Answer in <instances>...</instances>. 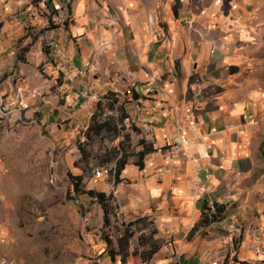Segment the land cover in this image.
I'll list each match as a JSON object with an SVG mask.
<instances>
[{"label":"crops","instance_id":"1","mask_svg":"<svg viewBox=\"0 0 264 264\" xmlns=\"http://www.w3.org/2000/svg\"><path fill=\"white\" fill-rule=\"evenodd\" d=\"M243 1L248 0H41L46 17L61 12L65 19L62 26L45 31L59 35L47 43L60 42L59 54L67 70L73 66L72 75L92 69L89 92L120 90L122 84L113 82L119 69L135 77L134 96L146 93L163 106L145 113L147 120L155 121L157 144L171 140L176 125H184V116L194 120L187 138L195 164L156 152L144 154L137 163L134 155L141 145L134 139L147 137L123 122L134 153L111 182L113 197L125 214L156 205L154 223L158 236L166 240L162 247L152 245L145 258L154 254L162 263L175 256L176 264H264V164L257 165L254 158L257 150H264V95L262 89L230 77L238 70L229 47L233 35L251 33L230 16L244 10ZM102 21L105 28L98 25ZM101 40L109 43L98 47ZM73 95L75 102H83L76 90ZM100 165L107 166L103 176L93 178L106 193L109 184L101 178L111 166ZM205 165L211 176L208 189L191 198V173L198 182L200 166ZM167 192L183 208L179 215L167 211V201L161 199Z\"/></svg>","mask_w":264,"mask_h":264},{"label":"rangeland","instance_id":"2","mask_svg":"<svg viewBox=\"0 0 264 264\" xmlns=\"http://www.w3.org/2000/svg\"><path fill=\"white\" fill-rule=\"evenodd\" d=\"M41 3L0 0V264H121L119 255L113 253L124 246V264H176L175 256L165 263L156 260L154 254L145 258L152 245H166L154 223L156 205L138 214H125L113 197L111 182L119 142L125 162L134 153L129 151V132L123 122L114 131L100 129L95 133L88 127L107 116L112 122L120 120L127 111L125 102L136 98L135 91L89 92L92 69L72 75L73 66L69 64L67 70L65 58L59 54L60 42L47 43L51 36L45 31L54 29V24L51 15L45 16ZM243 3L244 10L233 11L230 16L237 26L251 33L241 38L233 35L229 47L238 70L230 77L259 92L262 89L264 95V0ZM99 23L106 27L103 21ZM53 35L54 39L59 36ZM107 79L112 82L110 76ZM75 90L83 102H75ZM105 96L114 102L105 101ZM117 131L120 134L115 135ZM134 140L135 144L140 138ZM187 152V158L178 156L181 162L197 163L191 150ZM109 153L111 159L105 161ZM254 158L257 165L264 164V150H257ZM105 163L111 166L101 178L109 184L106 222L98 202L85 193L87 189L100 191V181L92 172ZM200 170L201 182L191 173V198L208 189L209 167L200 166ZM202 173L206 175L203 178ZM74 175L80 176L81 191L77 194L71 184ZM161 199L167 201V211L174 215L183 209L169 192ZM142 212H147L146 218L137 220Z\"/></svg>","mask_w":264,"mask_h":264},{"label":"built area","instance_id":"3","mask_svg":"<svg viewBox=\"0 0 264 264\" xmlns=\"http://www.w3.org/2000/svg\"><path fill=\"white\" fill-rule=\"evenodd\" d=\"M50 22L52 24L63 25L65 22V19L61 12H56L50 16ZM108 43L109 42L107 41H101L98 43V47H103ZM115 82L118 84H122L121 88H123L128 94H131V92H133V88H134L133 85L136 83V79L130 74L119 69L117 74L115 75ZM151 83H156V81L151 80ZM83 94L85 95L86 92L84 91ZM150 98L151 97L142 96L140 98L136 97V98L127 100V102H125L127 105V111L125 115L120 118V120L115 119V122H114L115 126L119 129L121 122H126L128 123V126L130 128L136 127L138 130H142L144 135L147 138L145 140L141 139V142L143 145H145V147L152 150V152H156V153L167 152L171 156H181V157L187 158L188 157L187 150L189 149L187 133L188 131H191L193 129V126L195 124L193 119L188 115L184 116L183 117L184 125L183 126L180 124L176 125L175 132L171 140L163 144H157V141L154 135V122L155 121L147 120L145 118V113L147 111L154 113L156 111V108L163 109V106L155 105L154 102L151 101ZM103 99L111 103L114 102L113 98H110V96H105ZM129 103L131 104L130 106H132L134 109V117L131 121L129 120V115H128ZM105 167L106 165H99L98 167L94 168L92 175L95 178H99L103 176V171ZM199 188H200V191H203L202 187H199ZM229 228H232V224L229 225ZM211 264H215V263L212 262Z\"/></svg>","mask_w":264,"mask_h":264},{"label":"trees","instance_id":"4","mask_svg":"<svg viewBox=\"0 0 264 264\" xmlns=\"http://www.w3.org/2000/svg\"><path fill=\"white\" fill-rule=\"evenodd\" d=\"M97 105V104H96ZM88 127H90L91 130H93V132H97L100 129L105 130V131H114L115 128V123L112 122V120L110 118H106L101 120L99 123H92L91 126L89 125ZM139 144L141 145V150H138L135 153L136 156V162L139 163L140 159L143 157L144 154L152 152V150H150L149 148L145 147V145L142 144L141 141H139ZM119 149H122V142H119L118 144ZM115 151V150H113ZM120 154L118 156V158L116 159V164H115V170H114V182L117 181L116 179V174L118 173V170L122 167V164L125 162L124 158H121V152L122 150H119ZM117 152V151H116ZM110 156L106 157L104 160H110L111 159V153H109ZM79 181H80V176L79 175H74L71 176V184H72V188L75 194H77L78 192H80V185H79ZM85 193L87 194L88 197L94 198L98 204L100 205V207L102 208V212H103V220L106 222V214L108 212V209L106 208V202H107V198L110 195H106L104 192H100V191H95L93 189H87L85 191ZM201 219L204 220V217H202ZM130 236V233H128L126 235V237ZM153 249L148 250L147 253H152ZM115 253H120V258L121 260L124 259V256L126 255V251L125 248L122 249L121 251H117ZM149 255V254H148ZM112 257V256H111Z\"/></svg>","mask_w":264,"mask_h":264}]
</instances>
